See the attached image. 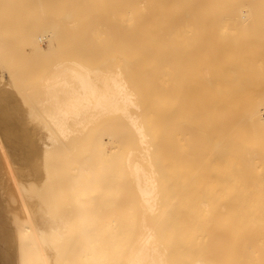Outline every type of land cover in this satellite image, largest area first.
I'll use <instances>...</instances> for the list:
<instances>
[{
	"label": "bare ground",
	"instance_id": "bare-ground-1",
	"mask_svg": "<svg viewBox=\"0 0 264 264\" xmlns=\"http://www.w3.org/2000/svg\"><path fill=\"white\" fill-rule=\"evenodd\" d=\"M260 14H264V0H0V84L5 86L3 89L0 85V163H5L0 164V174L4 175L0 176L2 264H212L202 258L188 259L184 249L186 243L183 242L185 235L181 237L185 228L181 233L179 229L181 239L177 240L173 234L171 209L167 210L161 203L165 199L160 198L162 190L157 179L162 174L165 160L161 159L165 153L161 158L160 151L165 150L169 142L166 141L165 149L159 144L162 149L159 150L157 139L160 136L152 137L147 121L144 122L145 116L142 119L140 112L145 109L142 103L148 104L149 108V99L158 103L157 108L151 105L159 112L156 114L163 112V115L164 108L168 116L169 111L175 112L171 113L169 120L166 113L165 118H152L155 120L151 119V114L147 115L151 120L148 124L154 126L168 127L171 116L172 120L180 117L178 112L181 115L179 122L184 121L182 110L190 114L189 118L194 122L188 121L192 125L201 117L204 122L209 117L217 120V124L211 122L212 119L207 120L217 126V133H213L217 137L210 132L214 130L211 123L204 124L201 120L200 124L196 123L200 128L203 125L212 128L208 129L210 134L205 126L202 127L209 139L199 127V131L194 126L193 129L204 137L199 139L197 134L200 133L194 132L199 144L208 139L201 155L209 151L208 156L213 157L205 155L206 158L214 160L215 156L217 159L215 175L222 182V203L230 207L220 210L224 211V216L226 214L225 218L228 215L233 217L227 218L232 220L231 225L224 219L226 223L222 221L224 224L219 228L222 262L264 264V32L259 33L264 30V18ZM44 46L61 49V52L65 48H88L96 52L97 48L108 46L106 52L102 48L104 53H100L120 51L118 56L122 53L123 57H117L118 60L111 57L107 62L103 55L106 62L100 67L107 65L105 69L84 64L94 50L86 51L91 55H86L83 63L78 60L82 56L77 60L69 57L66 61L61 57L63 61L58 60L60 62L53 65L52 71H47L49 74L39 81L40 89L35 97L31 94L35 90L30 89L32 86L28 88V84L24 87L20 84L27 81L23 82L25 78H20L19 71L13 73L21 66L13 69V65L18 66L17 58L13 56L36 54ZM109 47L113 52L108 50ZM77 51H73L76 56L80 55ZM31 56L33 58V54ZM40 58L36 60L42 64ZM89 60L93 62L92 58ZM53 61L56 60L49 62ZM109 64L114 68L108 67ZM11 86L20 91L17 92L27 104H35L23 110L27 114L20 113L21 101L15 99L18 93L11 92L13 97L5 91ZM36 86L37 83L33 87L37 89ZM28 94L33 96H30L31 101ZM200 99L209 101V105L204 101L207 108L216 104L214 116L207 108L202 109L204 104L201 100L200 105ZM192 103L198 104L197 107L200 105L199 109L201 107L212 116L207 113V117L204 112L205 116L201 114L199 119H192L191 115H198L193 114L197 108ZM155 111L152 110V114ZM215 114L217 118H214ZM106 117H120L123 130H129L131 137L135 138L136 142L130 138L135 144L132 147L129 144L127 150L121 149V154L116 145L117 155L108 154L103 140L105 132L99 130L100 133L94 135L98 131L95 128L92 132L100 119ZM158 118L160 121L163 118L161 123L168 124L164 126ZM187 119L185 124L189 125ZM176 121L174 125L177 127L184 124ZM185 124L182 128L187 126ZM102 126L105 129L108 125ZM154 126L151 128H155L156 134L158 130L164 135L169 132L170 142L180 138L178 146L174 142L175 150L172 144L168 145L175 152L173 158L180 155L183 159L191 142L192 145L196 143L192 138L194 130L188 135L190 130L183 129L189 139L187 142L186 138L183 145L182 137L173 139L176 134L183 136V131L178 133L179 128L174 130L171 141L173 127H168L170 130L165 134L164 128ZM116 131L119 129H115V134ZM124 134L126 132L121 136ZM168 135L165 138L161 135V138L165 140ZM212 136L217 140L216 148L210 141ZM162 139L158 140L163 144ZM209 142L213 145L212 150L216 149V155L206 148H212ZM199 144L193 146L194 151L191 145L189 151L197 150L195 153H198V147H202ZM167 150L163 152L167 153ZM193 152L192 156L199 157L200 152L197 156ZM171 154L165 158L174 153ZM205 156L202 159H206ZM180 157H177L178 162ZM194 157H187L191 162L184 159L189 165L193 164L188 169L195 165L194 169L203 171V167L196 168L202 165L205 176H211L210 169L206 174V167L211 162H203L204 165L200 159V163L196 162L200 166H196L192 163ZM171 160L170 165L176 164L175 159L173 164ZM9 163H14L13 171ZM181 163L183 167V160ZM187 163H184L183 170L187 169ZM175 170H180L177 173L182 177L184 171L181 172L180 167ZM190 171L193 174L195 170ZM190 173H183L184 178L185 174L191 176ZM8 177L12 178L11 188L5 186ZM230 200L232 206L227 203Z\"/></svg>",
	"mask_w": 264,
	"mask_h": 264
},
{
	"label": "rangeland",
	"instance_id": "rangeland-1",
	"mask_svg": "<svg viewBox=\"0 0 264 264\" xmlns=\"http://www.w3.org/2000/svg\"><path fill=\"white\" fill-rule=\"evenodd\" d=\"M259 3V2H258ZM260 9H262V8H260ZM262 10H259L258 12H261ZM261 15V14H260ZM261 16H263V18H264V14H262ZM260 16V17H261ZM253 18H255V17H253ZM262 18V17H261ZM264 20V19H263ZM256 31H257V29H256ZM262 31L264 32V30H260L259 31V33L261 32L262 33ZM254 32H255V29H254ZM253 32V33H254ZM258 32V31H257ZM87 39V40H86ZM85 40L86 41H88L89 42V39L88 38H86ZM91 40V39H90ZM104 40V39H103ZM93 42V41H92ZM101 42V41H100ZM99 43V42H98ZM107 47L108 46H104V48H103V46L102 47H99V48H97V50H96V52L97 51H99V52H95V49H90V50H88V48H86L89 52H92V50H94L92 53H94L96 56L94 57V54L92 55V57H89V59H93V62L91 61V60H86V59H84L85 57L87 58V56H90L91 55V53H88V52H86L87 50H85V49H76V50H78L77 52L78 53H80V55L78 54L77 56H76V54L77 53H75L76 52V50H75V48L73 49V48H65V49H62L63 51L61 52L60 50H58V49H56V48H52V49H47V47H45L44 46V48H42L43 49V51H41V50H39L38 51V53H40V54H38L37 53V51H36V54L33 52V53H29V54H23V53H20V54H16L15 56H13V57H16L17 58V64H18V66L16 65H13V69H15V67L17 68V67H19L20 65V68L19 69H21V70H23L22 72H21V70H19L18 68H17V70L15 69V70H13L12 68L10 69V70H13V73H18L17 71H19V75L21 76L20 78L21 79H23V78H25V80H23V82L24 81H27V82H25V83H22V82H20V84L22 85L23 84V87H24V85L25 84H28V86L30 85V86H34L35 87V84L37 83V89L36 88H30V86L28 87L27 85L25 86L26 87V90H28V88H30L31 90L33 89H35L34 91H36V93L34 92V91H31V94L33 95L34 94V96L35 97H37L38 95V93L39 92H37V90L38 89H40V87H39V81L41 80V78H43V76L45 75H47V74H49L51 71H52V69H53V65H55L57 62H60V61H63V58H61V57H64V61H66V60H69V57H71L70 59L71 60H77L78 58H80V56H82L80 59H78V60H80L81 62H82V60L84 61V60H86V62L88 61V63H86V62H84V64L85 65H90V66H88V67H90V68H94V69H98V67H100V65H102L103 63H105L106 61L108 62L109 61V59L111 58V57H113V58H115L116 57V59L118 60V58H119V56H120V58H122L123 57V54L122 53H120V55L118 56V53L120 52H117V53H114L113 51H112V49L113 48H111V47H109L108 48V50H110L111 49V51L113 52V54L111 53V52H108L107 51V53H105V54H101L100 52H102L104 49V52H106V49H107ZM103 48V49H102ZM67 49V50H66ZM101 49H102V51H101ZM58 50V51H57ZM66 52H65V51ZM68 50L70 51L71 50V52H68ZM85 50V51H84ZM48 51V52H47ZM55 51V52H54ZM73 51H75L74 53L75 54H73ZM115 52H116V50H114ZM59 52V53H58ZM65 52V53H64ZM69 54H68V53ZM85 52V53H84ZM104 52H102V53H104ZM46 53H47V55H46ZM52 54L53 56H51V55H49V54ZM65 54V56H64V54ZM67 53V54H66ZM88 53V54H87ZM99 53L101 54V56L99 55ZM108 53H109V55H108ZM110 53L112 54V56L110 55ZM31 54H33V58H31L32 56H31ZM44 54V55H43ZM83 54V55H82ZM106 54H107V56H106ZM114 54H116V55H114ZM122 54V55H121ZM28 55H30V57L28 56ZM36 55V56H35ZM87 55V56H86ZM97 55H99V56H97ZM105 56V59H106V61H105V59H103V57ZM18 56H20V57H18ZM46 56V58H43V57H45ZM50 56V57H49ZM60 56V57H59ZM73 56V57H72ZM84 56V57H83ZM122 56V57H121ZM124 56H126V55H124ZM11 59L13 58L12 56H9ZM34 57H36V59L37 58H40V60H41V62H43L42 64L41 63H39V62H37L38 60H36ZM54 57V58H53ZM56 57H59V59L58 58H56ZM66 57V58H65ZM77 57V58H76ZM97 57V58H96ZM99 57H101L102 58V60H101V58H99ZM118 57V58H117ZM25 58H28V59H25ZM75 58V59H74ZM26 61V65L27 66H25V61ZM32 60V61H34L33 59H35L36 60V64H39V66L41 67V65L43 66V67H39V66H37L36 64H35V61L34 62H30V60ZM44 59H46V60H44ZM62 59V60H61ZM95 59V60H94ZM52 60H56V61H53V62H49V61H52ZM58 60H60V61H58ZM100 60V61H99ZM120 60V59H119ZM22 61H23V63H22ZM29 61V62H28ZM46 61V62H45ZM48 61V62H47ZM90 61V62H89ZM121 61V60H120ZM55 62V63H54ZM32 63V64H31ZM45 63H47V64H45ZM83 63V62H82ZM91 63H93V65L91 64ZM29 64H30V69L28 68L29 67ZM41 64V65H40ZM49 64H51V65H49ZM35 65V66H34ZM46 66V69L44 68L45 66ZM48 65V66H47ZM95 65V66H94ZM111 64H109V66L108 67H110L111 69H113L114 67L111 65ZM23 66H25L26 67V69H25V67H24V69H22L23 68ZM31 66H34V67H31ZM94 66V67H93ZM97 66V67H96ZM9 68H10V66H8ZM47 67H50V68H47ZM107 67V65L106 66H104V68H102V67H100V69H105ZM113 67V68H112ZM32 68V69H31ZM35 68V69H34ZM45 70H44V69ZM30 70V72H29V70ZM49 69V70H48ZM51 69V70H50ZM9 70V71H10ZM34 70V72H36V73H34V72H31V71H33ZM15 71V72H14ZM25 71H28L27 73H25ZM42 71V72H41ZM47 71L49 72V73H47ZM11 72V71H10ZM21 72V73H20ZM24 72V73H23ZM12 73V72H11ZM35 75L36 74V76H33V74ZM38 73H40V76L38 75ZM44 73H46V74H44ZM26 75L27 74V76H23V75ZM28 74H30V75H32L31 77L30 76H28ZM23 76V77H22ZM44 76V77H45ZM29 77H30V79L33 77V79H31L32 80V82L30 81V79H29ZM39 77V78H38ZM34 78H36V79H38V81L35 79V82H34ZM20 79V80H21ZM1 81V80H0ZM2 82H5L4 80H2ZM30 82L32 83V84H34V85H32V84H30ZM0 85H2V83L0 84ZM4 85V84H3ZM1 86L3 89H5V86ZM28 87V88H27ZM39 87V88H38ZM1 88V89H2ZM6 88H7V86H6ZM10 89H11V91H10V89L9 90H5V91H7L9 94H11L12 95V93H15V94H17L18 92H20L19 90H17V88L15 89L13 86H11V87H9ZM14 88V89H13ZM19 89H20V87H19ZM23 89V90H22ZM21 90L23 91V93L25 92V90H24V88H22ZM14 91V92H13ZM18 91V92H17ZM21 91V92H22ZM12 92V93H11ZM28 93H30V92H28ZM27 94V93H26ZM26 94H25V96H26ZM19 95V93L17 94V96L15 95V99L17 100H19V108H21V110H22V112H20V113H25V114H27L26 112H23V110L24 109H28V107L30 106V104H27L22 98H24V97H21L20 95V97L18 96ZM23 95V94H22ZM29 95V94H28ZM27 95V96H28ZM13 97H14V95H12ZM31 95H29V98H30V100L29 101H31L32 100V98L31 97H33V96H31ZM26 98V97H25ZM35 99L36 98H34V102H35ZM27 100H28V98H27ZM150 100L151 99H149L148 101V103H151V105L154 107H156V105L158 104L156 101H153L154 103L156 102V104L155 105H153V102H152V100H151V102H150ZM201 100L202 99H200V105L202 104L201 103ZM198 101V104H199V99L198 100H196V102ZM203 101V104H204V101L206 102L207 100H202ZM196 102H194V103H196ZM212 102V101H211ZM29 103V102H28ZM146 103H147V101H146ZM182 103V102H181ZM194 103H192L194 106H196V108L197 109H195V108H193V106H192V108L193 109H195L193 112H195V113H193V112H191V113H193V114H198V115H196V116H194L193 117V115H191V117H192V119L193 118H197L198 117V119H199V117H201L200 115L202 114L203 116H205L204 114L206 113V116L207 117H209V113H211L213 116H214V114L213 113H216L215 111H216V109L214 108L213 109V107H215L216 106V104L215 103H212V104H214V106H212V104H211V107L210 108H207V106L209 105V101H207L206 103L208 104H204L203 106H202V109L203 108H207V110L209 111V113L208 112H205L204 110H202L201 109V107H200V109L197 107V105H195ZM3 104H6V103H3ZM22 104V105H21ZM165 104V103H164ZM177 104V103H176ZM26 105V106H25ZM144 105V107H145V109L143 108V110H145V111H143L142 110V112H143V114H142V112H140V114H141V116H142V119H143V116H145L144 117V122L145 121H147L146 122V125H147V128L149 129V131H150V129H151V131H150V133H151V135H152V137H154V135H156V137L158 136H160L158 139H162L161 137L162 136H164L163 138H165L168 134H169V132H168V130H170V129H167L168 127H170L169 125H171V124H173L170 128L172 129V127H173V131L174 130H176V128H179L178 129V133H180V131H181V133H182V131H183V136H182V134H179V135H177L176 134V137L175 138H173V139H176L177 138V136H179V137H182V140H183V142H182V144L184 143V140H186V138H187V142H189V139H188V137L187 136H185L186 134H184V133H186L187 131L185 130H183V129H186L187 128V130H190V132L188 131L187 132V134L189 133V134H191V131L192 130H196V128L197 127H199L198 125L200 124V120L201 121H203L202 120V117H201V119H199V121L198 122H196V120H195V123H193V125H192V123H190L188 120H191V118H189L190 117V114L188 115V114H186L183 110L181 111L183 114H184V117H188L189 119H187V121H188V124L189 125H192L191 127H190V129L188 128L189 127V125H187V123L185 124V118L184 117H182L183 119L182 120H184V121H181V122H179V120L181 119V115H180V112H178L179 114H177V112H176V114L177 115H179L180 117H176L177 119H175V118H173V120L175 119V120H177L176 122H178V123H180V124H183L182 122H184V124L185 125H187V126H185V128H182L183 127V125H179L180 127H181V129H180V127L178 126H176V125H174V124H176L173 120H172V116L170 117V121H171V123H170V121H168L169 120V116L171 115V113H175V112H171L170 113V111H169V116L167 115L168 113H166V108H164V109H162L165 113V115H167V118L166 119H168V120H165L164 119V121L166 122H169L170 124H168V123H161V121H163L162 119H161V121L159 120V118H158V121L161 123V124H163L164 126L166 125V124H168V127H167V125L165 126V128L162 126V127H158V126H154L153 124H148V123H151V120H150V118L147 116V115H149V114H151V119L152 118H157L158 116H161V117H164L165 118V116H164V114L162 115V113H161V115L159 114H156V111L153 109V108H151V105L149 106V108H151V110L149 109V108H147V106H148V104H143L142 103V106ZM165 105H167L168 106V103H166ZM182 105V104H181ZM21 106V107H20ZM23 106V107H22ZM31 106H35V104L33 105V104H31ZM37 106V105H36ZM158 106V105H157ZM18 108V109H19ZM23 108V109H22ZM157 108V107H156ZM155 108V109H156ZM171 109V108H170ZM173 109V108H172ZM171 109V110H172ZM179 109V108H178ZM178 109L176 110L175 109V111H178ZM200 110V112H197L196 113V111H199ZM210 109V110H209ZM212 109L214 110V112L212 111ZM25 110V111H26ZM146 110H150V112L153 110V111H155V116H153L154 114H152L153 112H148V111H146ZM159 110V109H158ZM174 110V109H173ZM172 110V111H173ZM206 110V111H207ZM168 111V110H167ZM211 111V112H210ZM158 112V111H157ZM189 112V113H190ZM202 112V113H201ZM205 112V113H204ZM159 113V112H158ZM209 115H208V114ZM145 114V115H144ZM186 114V115H185ZM22 115H24V114H22ZM173 115H175V114H173ZM188 115V116H187ZM212 115H210V116H212ZM217 114H215V117L214 118H217V116H216ZM147 116V117H146ZM176 116V115H175ZM175 116H173V117H175ZM183 116V115H182ZM24 117H26L25 115H24ZM109 118H111V117H109ZM109 118L108 117H106V119H104L103 118V120H102V118L100 119L101 121H104L105 123H101V121H100V123L101 124H103V125H108L109 126V128H107V127H105V129H104V127L102 128L101 127V124L98 122V125H95V127H93L92 128V132L94 133V131H95V129H98V131L96 130L95 132H96V134H94V135H97V133L99 132L100 133V131L101 132H105L104 134H105V137H104V135H103V140L106 142V152L108 153V154H110V155H117V152L119 151L120 152V154H121V149L123 150V149H125L126 148V150L129 148V144L131 145L130 147H132L135 143L134 142H136L135 141V138L134 137H131V132L128 130L127 131V129H126V131H124L123 130V125H122V119L120 118V117H114V119H116V120H114V119H112L111 118V120H109ZM145 118H148V119H145ZM179 118V119H178ZM195 118V119H196ZM210 119H205L206 121V124L208 123V121L207 120H211V122L212 121H214V123L215 124H217V120L215 121V119L213 120V118H211V117H209ZM108 119V120H107ZM203 119H204V117H203ZM25 120H26V118H25ZM28 120H29V118H28ZM28 120H26L27 122H30V120L28 121ZM106 120V121H105ZM118 120H120V121H118ZM152 120H155V119H152ZM157 120V119H156ZM109 121V123H107ZM111 121H114L115 123H111ZM150 121V122H149ZM158 121H155V124H157L158 123ZM173 121V122H172ZM117 122H119V123H117ZM191 122H194V121H192L191 120ZM205 122L203 121V123L205 124ZM211 122H209V123H211ZM153 123V122H152ZM159 123V124H160ZM177 123V124H178ZM196 123H199V124H196ZM203 123H202V125H203ZM208 123V124H209ZM158 124V125H159ZM119 125H122V126H119ZM149 125H152V126H149ZM197 125V126H196ZM212 125H213V123H211L210 124V126L212 127ZM153 126L154 127H158V128H164L163 129V133H165L166 134V132H168V134L167 135H164V134H162V133H160L159 132V130L157 131V134H156V131H154V129H152L153 128ZM193 126H194V129H193ZM201 126V125H200ZM203 126H205V125H203ZM202 126V127H203ZM210 126H208V125H206L205 126V130H208V129H210V130H212V128L210 127ZM214 127H213V129L214 130H212V131H210L211 133H212V135H214V136H216L215 134H213V133H217L216 131V129H217V126L216 125H213ZM215 126H216V129H215ZM98 127V128H97ZM99 127L100 128H102V129H99ZM111 127V128H110ZM152 127V128H151ZM202 127L200 128L201 130H202ZM95 128V129H94ZM117 128V130L119 129V131H120V134H119V131H116V134H115V129ZM120 128H121V130H120ZM175 128V129H174ZM108 129V130H107ZM111 129V130H110ZM161 129V130H162ZM204 129V128H203ZM100 130V131H99ZM105 130H107V131H105ZM123 130V131H122ZM167 130V131H166ZM172 130L170 131V133L172 134L171 136H170V140L171 141H173L172 139H171V137L173 136L174 137V135H175V131H174V133H172ZM193 131V133H192V135H194V132L196 133L197 131ZM197 130H198V128H197ZM205 130H202V134L204 135V137L205 138H208V136L206 137V135L208 134V133H206V131ZM111 131H113V135L111 134L112 132ZM199 131V130H198ZM203 131H205L204 133H203ZM90 132V131H89ZM110 132V133H109ZM124 132H126V134H124L123 136H125V137H123V136H121V134L122 133H124ZM127 132L129 133L128 135H127ZM154 132V133H153ZM160 133V135H159V133ZM177 132V131H176ZM207 132H209V130L207 131ZM209 132V133H210ZM93 133H91V134H93ZM110 135H109V134ZM197 133H200V132H197ZM197 134V135H199L200 137H198L199 139L201 138L202 139V137H203V135L202 134ZM206 133V134H205ZM210 133V134H211ZM107 134V135H106ZM114 134H115V136H114ZM117 134L119 135V136H117ZM174 134V135H173ZM188 134V135H189ZM90 135V134H89ZM99 135V134H98ZM162 135V136H161ZM170 135V134H169ZM169 135H168V137L164 140V139H162V141H163V144L162 143H160L159 141H161V140H158L157 138V141H158V149L160 148L159 147V144H161L162 146V148L163 149H165V147H167L166 149H168L167 151L168 152H170V151H172V152H170V153H174L173 155H172V157H169L168 156V158H165V156L166 155H169L170 153H166V152H163V151H166V149L165 150H163L162 152L160 151V153H161V158H162V156H164L163 154L165 153V156H164V158H162L161 160H167L166 161V163H164V162H162V165H163V170H165V171H163L162 169H161V172L160 173H162L161 174V178L159 177V179H157V184H158V186L160 187V191L162 190V193L160 192V194H162V195H160V198L163 200V199H165V200H163V202L161 201V199H160V201H161V203H163L164 204V206H166V209L168 210H170L171 209V211H169L170 212V216H172V218H173V220H174V222H173V224H172V228H173V230L175 231H173V234H175L174 236L177 238V240H179V239H181V237H184V235H185V238H184V240H183V238H182V240H183V242H185L186 244V246L184 247V249H186V253H188V255H187V257H188V259L189 260H194V259H197V258H202V259H204V260H206L207 262H209V263H212V264H217V263H221L222 262V260H223V251H222V247H221V238H220V233H221V229H219V228H222V226H223V224L224 223H226L225 221H223L224 219L225 220H228L227 218H230V216L228 215V217H226L225 218V216H226V214H225V216L223 215L224 214V211H223V213L221 212V210H223V208L225 209H229L230 207H225L224 206V204L222 203L223 201H222V195H224V194H222L223 193V191H220L222 188H221V186H222V184L220 185V183H222V182H219L218 180H217V176L215 175L216 174V171H215V169H216V167H217V165H216V158H215V156H214V160L212 159H207L206 158V156L208 157V158H212V157H209L208 156V152L207 153H203V155H201V153H202V148L204 147V146H207L206 144H208V139H205V140H207V142H205V140L204 141H202V142H204V143H202L201 142V140H200V142L202 143V145H201V143L199 144L197 141H198V138H197V136H196V134L192 137V135H190L192 138H193V140H195V142L197 143V144H199L200 145V147L201 148H199L198 147V153H195V152H197V150L195 151V152H193L195 149H193V146H194V148H195V144H193L192 145V142H191V145H192V149H193V153H194V155L196 154V156H197V154H199V152H200V155H198L199 157H194V156H192L193 154H192V152L191 151H189V149L190 150H192L191 148H189L188 147V152L190 153V155L189 156H187L189 153L188 152H186V151H184V152H186V154L184 153V152H180L182 155L183 154H185V156H182V158L183 159H181V157H180V155H179V153H178V155L179 156H177V157H180V163H181V161L183 160V162L186 164L188 161H190L191 162V157L193 158L194 157V159H195V161L194 162H192V163H196V162H199L200 163V159H202L205 155V158L207 159V161H206V159H202L201 160V164H204L205 165V163H203V162H211V163H208V165H210L209 167L207 166V164H206V174L208 175V173L207 172H209V169L212 171V173H211V171L209 172L210 174L209 175H211V176H205V167L204 166H202L201 165V167H196V168H201L202 169V167L204 168L203 169V171H201L200 169L199 170H197V169H194L195 167V165L194 166H192L193 167V169H192V167L190 168L191 170H195V171H197V173H201V174H203L204 173V175H201V174H195L196 172L194 171V175L193 174H191L190 172V169H188L189 167H190V165H193V164H191L190 162V165L188 164V165H186V166H188L187 167V169L190 171H186L185 170V168H184V170L182 169L184 166H185V164L183 163V167H182V163H181V166H180V163L178 162V159H177V157L175 156V158H173L174 157V155H175V152L172 150V148H169L170 146H168L169 145V143H170V145H171V147H175L176 145H175V143L177 144V143H179L180 141V138H178L177 140L178 141H173V142H170L168 139H169ZM181 135V136H180ZM209 135V134H208ZM88 136V135H87ZM86 136V139H89L88 137ZM91 136V135H90ZM93 136V135H92ZM100 136V135H99ZM99 136H96V137H99ZM110 136H114V137H110ZM127 136H129V137H127ZM189 136V137H190ZM196 136V137H195ZM202 136V137H201ZM211 136V135H210ZM108 137H110V139L108 138ZM117 137V138H116ZM121 137V138H120ZM185 137V139H183ZM203 137V138H204ZM217 137V136H216ZM215 137V138H216ZM107 138V139H106ZM111 138H113V139H115V140H113V139H111ZM130 138L132 139V140H134V142L132 141L131 142V140H130ZM211 138H213V136L211 137ZM116 139H118V140H116ZM123 141H122V140ZM197 139V140H196ZM203 140V139H202ZM117 143H116V142ZM120 141H121V144H120ZM128 141H130V142H128ZM164 141H165V143H164ZM166 141H168V142H166ZM210 141H212V143H213V145L215 146V148L217 147L216 145H217V140H215L214 138L213 139H211ZM214 141H215V143H214ZM114 142V143H113ZM123 142V143H122ZM126 142H128V144L126 143ZM153 142H154V140H153ZM175 142V143H174ZM124 143H126V144H124ZM166 143H168L167 144V146H165L166 145ZM193 143H194V141H193ZM206 143V144H205ZM111 144V145H110ZM184 144H186V143H184ZM183 144V145H184ZM211 144V142H209V145ZM113 145V146H112ZM118 146V151H117V147H114V146ZM120 145V146H119ZM179 144H177V146H178ZM213 145L211 144L210 145V147L212 146V148L210 149L209 148V146L208 147H206L207 149H209V150H212V149H214L213 148ZM165 146V147H164ZM197 146V145H196ZM124 147V148H123ZM113 148V149H112ZM205 148V149H206ZM169 149H170V151H169ZM196 149H197V147H196ZM159 150H162L161 148L159 149ZM174 150H175V148H174ZM187 150V149H186ZM204 152H206L205 150H203ZM212 151H214V150H212ZM212 151H210V153H212ZM215 151H216V149H215ZM215 151L213 152V154H215L216 155V153H215ZM116 152V153H115ZM209 153V154H210ZM119 154V153H118ZM119 154V155H120ZM211 155V154H210ZM190 158L189 160H188V158ZM203 156V157H202ZM187 158V160H186V158ZM217 157V156H216ZM170 158L171 159H173V160H171L172 161V163L171 164H173L174 162V159L176 160V164L174 163L173 165H170V163H168V162H170ZM199 158V159H198ZM184 159L187 161V162H185L184 161ZM203 160H205V161H203ZM193 161V160H192ZM214 161V163H212ZM41 162V161H40ZM161 163V162H160ZM179 163V165H177ZM1 164V166L2 165H4L5 163H0ZM10 164V166H12V171H13V167H14V163H9ZM39 164H42V162L41 163H39ZM197 164V163H196ZM165 165V166H164ZM170 165V166H169ZM174 165H176L175 166V169H178L179 167H180V169H181V172L182 171H184L183 173H186V172H188V173H190L191 174V176L193 177L194 176V179H191L192 177L191 176H189L190 178H188V176L185 174V178H184V174L182 173V177H181V174L180 173H177V172H180V170L179 171H176L175 169H174ZM41 166V165H40ZM172 166V167H171ZM179 166V167H178ZM196 166H200V164L198 165H196ZM4 168H5V166H3ZM166 168H168V169H166ZM30 169V168H29ZM174 169V170H173ZM159 171H160V169H159ZM172 171H174L173 173H172ZM186 171V172H185ZM199 171V172H198ZM165 172V173H164ZM170 172L172 173V174H170ZM174 173H176V174H174ZM1 174H2V176H1ZM0 174V176L1 177H3L4 175H3V173H1ZM42 174V172L40 173V175ZM170 174V175H169ZM180 174V175H179ZM12 175H13V173H12ZM165 175H167V177H165ZM173 175V176H172ZM177 175H179V177H177ZM200 175V176H199ZM13 176H15V174L13 175ZM195 176H197L196 178H195ZM168 177H169V179H168ZM173 177V178H172ZM174 177H176V178H174ZM6 178V177H5ZM187 178V179H186ZM7 179H9V177L7 178ZM162 179H165V180H162ZM219 179V178H218ZM12 178L11 179H9V182H7V184L5 185L6 187H9V188H11V186H12ZM217 181V182H216ZM3 182V181H2ZM5 183H6V181H5ZM4 183V184H5ZM217 183H219V184H217ZM216 185H220L218 188L216 187ZM163 188V189H162ZM1 192V191H0ZM131 197H132V195H131ZM231 198V197H230ZM229 198V199H230ZM236 199V198H235ZM167 201V202H166ZM164 202H166V203H164ZM232 201L230 200V202L228 201L227 203H230V204H228V205H230V206H232L231 203ZM169 203L171 204V205H169ZM166 204V205H165ZM227 204H226V206H228ZM235 204H233V206H234ZM171 208H170V207ZM223 206V207H222ZM233 208V207H232ZM221 209V210H220ZM225 211H227V210H225ZM176 217V218H175ZM178 219V220H177ZM230 219H233V217L232 218H230ZM177 221V222H176ZM222 221L224 222V223H222ZM232 221V220H231ZM231 221H227V223L228 222H230L229 224L231 225L232 223H231ZM234 221V220H233ZM174 223L176 224V226L174 225ZM180 224V225H179ZM174 226H175V228H174ZM177 226H178V230H177ZM181 228V230H180V233L182 232V230H183V232H185V233H179V229ZM189 228V229H188ZM188 229V230H187ZM176 230L178 231V232H176ZM218 230H220V231H218ZM187 231V232H186ZM177 233V234H176ZM179 235V236H178ZM180 235H181V237H180ZM178 236V237H177ZM220 240V241H219ZM0 249H1V247H0ZM0 252H1V250H0ZM1 259L3 260L4 258L3 257H0V261H1ZM3 263V261H1V263L0 264H2ZM223 264H224V262H222Z\"/></svg>",
	"mask_w": 264,
	"mask_h": 264
}]
</instances>
